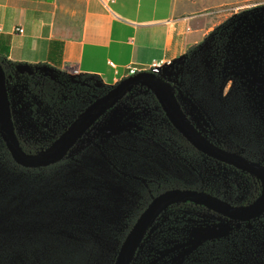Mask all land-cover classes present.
I'll return each mask as SVG.
<instances>
[{
  "label": "rangeland",
  "instance_id": "rangeland-1",
  "mask_svg": "<svg viewBox=\"0 0 264 264\" xmlns=\"http://www.w3.org/2000/svg\"><path fill=\"white\" fill-rule=\"evenodd\" d=\"M207 6L200 37L172 63L167 79L178 87L201 131L228 150L264 164V0H208ZM108 87L97 82V96ZM61 105L59 98L54 105L44 103L35 124L23 121L22 126L48 125L45 121ZM158 109L150 90L133 88L97 126L106 135L100 140H110L115 132L117 141L109 143L113 150L146 165L160 162L162 174L176 176L177 187L211 192L234 204H245L258 193L255 178L193 152L179 132L176 140L166 139ZM62 126L56 122L50 138ZM128 133V141L120 142ZM2 141L0 135V152ZM102 150V176H78L74 153L35 171L0 158V264H114L141 213L134 207L143 200L123 190L112 192L108 174L120 179L126 161ZM180 217V212H168L162 217L165 222H156L132 264H264V214L244 222L204 216L202 225ZM175 221H182L181 230L173 234ZM159 224H167L164 238L177 237L174 243L163 239Z\"/></svg>",
  "mask_w": 264,
  "mask_h": 264
},
{
  "label": "crops",
  "instance_id": "crops-1",
  "mask_svg": "<svg viewBox=\"0 0 264 264\" xmlns=\"http://www.w3.org/2000/svg\"><path fill=\"white\" fill-rule=\"evenodd\" d=\"M207 4L208 0L106 4L102 0H0V59L60 70L77 64L112 86L126 76L129 65L141 68L163 59L181 60L206 25Z\"/></svg>",
  "mask_w": 264,
  "mask_h": 264
},
{
  "label": "flooded vegetation",
  "instance_id": "flooded-vegetation-1",
  "mask_svg": "<svg viewBox=\"0 0 264 264\" xmlns=\"http://www.w3.org/2000/svg\"><path fill=\"white\" fill-rule=\"evenodd\" d=\"M1 61L6 72L12 116L16 131L20 141L25 145V147L30 149L31 152L36 153L49 146L71 124V122L98 97L97 79L93 76H72L68 74L66 70H60L48 64H32L31 67H25L18 66L17 62L12 63L6 62L4 60ZM130 91L128 93H130ZM58 98L62 102V105L59 107L60 112H52L50 114V116L45 121L48 123V125L42 128H32L28 125L22 126L24 125L23 121L28 124H35L36 120L39 119V115H43V113L39 114V112L43 111L42 107L44 103H46L47 105H49L50 103L54 105ZM53 99H55V101H53ZM113 108L114 107H112L95 124H93L83 133V135L77 140L75 145L68 151L65 158L60 162L66 160L72 155V153H74L76 161L75 167H77L76 173H78V176H81L80 174L83 173L85 176H92L91 173L93 172L102 176L101 169L99 168L100 156L102 158L104 157L102 149H107V151L108 149L111 150L113 152L112 157H114L115 160L118 161L122 158L126 162L125 164H123V162L121 164L122 168L124 169V172H121L122 177H120V179H115L112 175L108 174L109 179L106 180V182L114 184L113 188L109 187L112 189V192L116 191V193L121 194V191L123 190L127 195H137L141 200H143V202L139 203L141 206H135L134 208H137L142 212L154 196L167 189L177 187L175 184L176 176L174 174H162L160 162L155 165H146L143 161L140 162L138 160L132 159L131 155L126 156L125 154L118 152L117 149L113 150L112 145L109 143L110 141H117V138H114L116 135L115 132L109 135L111 137L110 140H100V137H105L106 135L103 134L104 131H98L97 126L102 124V122L106 120L107 114ZM157 112L160 115L159 120H164V124L162 127L165 135H168V138L166 139H168L170 142L176 140V134L178 130L170 122L161 105ZM56 122L63 123L62 129L58 134L53 136V138H50V136H52L51 132L54 131L53 127ZM126 127H128V125ZM103 128L104 127H102V129ZM129 134L130 133L125 134L124 137L122 136L123 138H120L119 141H128L127 136ZM129 142H131V139H129ZM238 171L240 172L241 170ZM245 174L255 178L256 181L260 184V189L258 191L260 194L262 191V182L260 181V179L249 173L245 172ZM120 180L123 181V183L119 182ZM116 187H118L119 189H117ZM145 194L150 195V197L146 199ZM259 194H255V196L252 197L247 203L253 201L252 199H255ZM168 212H180L183 215V217L180 218H183L184 222H189L191 220L198 224L200 223L201 225L204 222V216H213L222 218L224 220H230L202 205L187 202L175 203L169 206L158 216L155 223L159 220L162 223L165 222L162 217H164ZM196 217H201V219ZM169 220L171 221L170 224L173 225V220ZM181 223L182 221H175L176 225L172 226L171 232H173L172 230H181ZM166 226L167 224H159L156 229H158L162 234L164 240L170 238L169 240L174 243L175 241H173L172 239H176L177 237H169L168 234V237L164 238L167 232L165 228ZM163 239L160 237V242ZM159 254H164V251L160 250Z\"/></svg>",
  "mask_w": 264,
  "mask_h": 264
},
{
  "label": "water",
  "instance_id": "water-1",
  "mask_svg": "<svg viewBox=\"0 0 264 264\" xmlns=\"http://www.w3.org/2000/svg\"><path fill=\"white\" fill-rule=\"evenodd\" d=\"M32 64L18 62V66ZM145 86L155 95L170 122L179 133L203 155L256 176L262 182L261 193L251 202L234 204L211 192L175 187L167 189L147 204L124 237L114 264H132L145 236L158 216L175 203L192 202L202 205L233 221H250L264 214V164L248 159L238 152L217 144L195 124L185 110L176 86L164 77L149 71H141L122 78L107 92L97 97L71 124L45 149L28 152L24 149L16 131L12 116L6 72L0 59V135L14 161L25 168H41L53 165L65 158L83 133L105 113L121 101L135 86Z\"/></svg>",
  "mask_w": 264,
  "mask_h": 264
},
{
  "label": "built area",
  "instance_id": "built-area-1",
  "mask_svg": "<svg viewBox=\"0 0 264 264\" xmlns=\"http://www.w3.org/2000/svg\"><path fill=\"white\" fill-rule=\"evenodd\" d=\"M102 1L104 2V4H106L107 2H109L111 0H102ZM20 31H23V29H20ZM172 63L173 62L171 60L163 59V60H160V61H158L152 65L143 66L141 68L136 66V65H129V66H127L128 69H127L126 76L134 75V74L141 72V71H149V72L155 73V74L167 79L168 78L167 77L168 70H169L170 66L172 65ZM109 64L113 67H116V64L113 61H110ZM63 70H66L68 72V74H70L72 76L82 77V76L87 75V73L82 71L81 68L77 64H74L70 67L63 69Z\"/></svg>",
  "mask_w": 264,
  "mask_h": 264
},
{
  "label": "trees",
  "instance_id": "trees-1",
  "mask_svg": "<svg viewBox=\"0 0 264 264\" xmlns=\"http://www.w3.org/2000/svg\"><path fill=\"white\" fill-rule=\"evenodd\" d=\"M2 60V59H1ZM97 82H99V83H103L100 79H97ZM108 89V88H107ZM176 92H177V94H178V96H179V89H178V87L176 86ZM151 98H152V101H153V103L155 104V105H157L158 107H160V103H159V101L157 100V98L155 97V95L151 92ZM183 106H184V104H183ZM185 108V107H184ZM186 110V109H185ZM187 111V110H186ZM189 114V113H188ZM192 118V117H191ZM196 124V123H195ZM197 125V124H196ZM198 126V125H197ZM180 134V136H181V138H182V142L185 144V146L186 147H188V148H190L193 152H196V153H201L200 151H198L191 143H189L183 136H182V134L181 133H179ZM21 144L23 145V147H24V149L26 150V151H28V152H31V150L30 149H28L27 147H25V145L21 142ZM202 154V153H201ZM0 158H1V161H4V162H8L9 164H11V165H13V166H15V167H17V168H20V169H27V170H31V171H35V170H37V169H41V168H48V167H50V166H46V167H41V168H25V167H23V166H21V165H19V164H17L15 161H14V159L12 158V155H11V153L9 152V150H8V148H7V146H6V144H5V142L4 141H2V151L0 152ZM55 165V164H54ZM53 166V165H52ZM258 194H259V192H258ZM252 200H254V199H252ZM138 253V252H137Z\"/></svg>",
  "mask_w": 264,
  "mask_h": 264
}]
</instances>
